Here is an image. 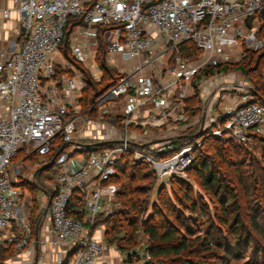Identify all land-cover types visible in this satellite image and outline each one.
I'll list each match as a JSON object with an SVG mask.
<instances>
[{"label":"built area","instance_id":"built-area-1","mask_svg":"<svg viewBox=\"0 0 264 264\" xmlns=\"http://www.w3.org/2000/svg\"><path fill=\"white\" fill-rule=\"evenodd\" d=\"M14 9L22 41L0 58V250L64 245L60 264L145 263L146 247L117 246L123 260L111 263V244L91 235L113 212L118 162L129 154L159 181L185 179L205 138L264 136V103L228 65L264 47V0H16ZM104 75L83 107L88 82ZM24 148L54 171L38 187L52 195L49 239L33 237L46 215L13 163Z\"/></svg>","mask_w":264,"mask_h":264},{"label":"trees","instance_id":"trees-1","mask_svg":"<svg viewBox=\"0 0 264 264\" xmlns=\"http://www.w3.org/2000/svg\"><path fill=\"white\" fill-rule=\"evenodd\" d=\"M262 57L261 52L249 50L243 57V63L241 62L232 68L245 70L246 67L250 68L252 63H258ZM252 82L255 86L256 100L264 103V80L262 77H256L253 78ZM254 139L264 140V136H258ZM225 145L243 148V145L230 140L208 137L195 149V158L188 171L194 172L197 182L191 180L190 177L183 179L172 176L154 185L155 202L147 203L140 220V226L137 225L139 222L138 213L141 211L140 194L144 192V186L141 185V182L146 180L148 175L153 178L155 176L145 164L134 161L129 154L122 155L113 179V182L119 187L116 194L118 207L110 215L98 216L101 219L92 227L99 223L102 224L105 240L119 248L123 246L121 241L135 244V231L141 229L147 237L146 250L150 256L149 260L143 264H209V259L221 260L222 264H226L225 257L221 255L222 250H226L227 254L234 258L242 255L238 247L243 242L241 220L236 215L234 220L229 221L227 213L219 212L218 214L214 209L212 198L219 201L223 211H226L227 205L236 209L238 200L230 178H237L243 183L245 181L244 173L239 167L234 166L232 176L227 178L218 168L208 164V159L205 156L206 151H204L205 148L213 146L220 158L230 163L226 159L227 153L224 152L226 150ZM262 155L264 159V153ZM231 165L233 166L234 163ZM143 169L147 170V173H142ZM43 170L46 168L40 169V171ZM175 186L184 189V198L189 200V207L183 206L177 198L174 191ZM253 188L256 194L264 195V192L260 191L264 187L254 185ZM192 194L196 196L195 202L191 198ZM79 202L80 199H76L72 208L78 207ZM196 211L206 217L207 229L194 232L193 228L190 227V218ZM251 214L250 224L256 232H260L257 215L252 211ZM72 215L76 218H82V215L75 211ZM4 251L6 250L0 251V259L6 256L5 253H1ZM245 264L257 263H253L252 257L249 256Z\"/></svg>","mask_w":264,"mask_h":264},{"label":"rangeland","instance_id":"rangeland-1","mask_svg":"<svg viewBox=\"0 0 264 264\" xmlns=\"http://www.w3.org/2000/svg\"><path fill=\"white\" fill-rule=\"evenodd\" d=\"M257 52V51H256ZM263 54L262 59L258 61V63H252L250 65V68L246 67V69H241V74L245 75L247 83L254 86L252 80L256 77H262V80H264V47L259 51ZM246 55V53H245ZM244 55V56H245ZM247 60V59H246ZM243 58L240 60L239 63H243ZM238 63V62H237ZM236 62L228 63L230 68H232L234 65L237 64ZM84 76L88 78V74L86 72H83ZM105 75L100 80H94L88 82L86 89L83 91V107H86L89 99L91 96L96 95L99 91H101L103 84L105 83ZM255 88V86L253 87ZM92 118L95 119V115H92ZM106 120V119H105ZM99 126V129L103 133H109L108 132V124H106V121L101 120V125L99 121H96ZM104 122V123H103ZM92 128V124H89L85 127V130H88V128ZM226 146V159L230 161V163L223 161L220 156L217 154V152L214 150L213 146H209L205 148V156L208 159V164L213 165L216 168L220 170V172L223 173V175L227 176V178H230L229 176H232L233 170L232 168L239 167L242 170L243 177L245 178V181L242 183L237 178H230V181L232 182V186L234 187V191L238 200V206H236V209L234 207L227 205L225 207L226 211H223L221 208V204L217 199L212 198L214 209L219 214L220 213H227L229 217V221L234 220L236 215L239 217V219L242 222V235L241 238L243 242L240 243L238 246L240 251L242 252V255H239L237 258H234L230 254H227L226 250H222L221 255L226 261V264H245L247 257H252V262L257 264H264V195L260 193L256 194L254 191V185H257L259 187H264V159L262 153H264V140H255L253 139L250 144L243 145V148L241 147H233L232 145ZM14 164L20 165L21 175L23 178L22 185L29 190V192L32 194L33 197L39 196V203L40 206H42V210L47 205L48 202V195H43L40 193L39 188H42L46 190L48 188V183L52 181L54 171L49 167L47 170L40 171L42 169V161L40 157L36 156L35 154H28L26 151V148L22 149L20 152L17 153L13 160ZM234 163L232 166L231 164ZM256 171H255V169ZM260 168V170H259ZM189 170V169H188ZM186 171V178H191V180L196 181V176L193 171ZM147 170H142V173H147ZM156 178V177H155ZM151 177V175H148V178L141 182V185L144 186V192L140 194V209L141 211L138 213L139 222L137 223L138 226H140V220L143 217L144 208L146 207L147 203L151 201L155 202L156 193L154 190V185L157 183H160L162 181H159ZM254 178L255 180L253 181ZM262 179V180H261ZM245 185V186H243ZM37 187V188H36ZM196 188V187H194ZM175 194L177 198L182 202L183 206L189 207V200L187 198H184V189L175 186L174 188ZM261 192H264V189L262 188L260 190ZM193 199V202H195L196 196L195 194L191 196ZM187 201H186V200ZM118 198L115 197L114 202L112 204V209L118 207ZM191 201V200H190ZM80 205V202L77 206ZM254 209V210H253ZM251 211L256 213L257 215V223L260 232H256L253 229V226L250 224L251 219ZM103 216V215H100ZM101 217H98L95 219L94 224L99 222ZM191 222L190 227L193 228V231H198L202 229H207L208 224L206 217L201 214L200 212H194L191 216ZM95 226V225H94ZM97 226H100L101 228H104L102 224H98ZM237 234V233H236ZM136 235V242L135 244H128L123 241H121L120 248L124 251L130 250L133 248L138 249H145L147 246V237L144 235L141 229H137L135 231ZM1 251V250H0ZM6 256L3 259H0L2 262H7L10 264L12 262V257L14 254V251L12 250H6L4 252ZM226 255V256H225ZM209 264H222L221 260H208Z\"/></svg>","mask_w":264,"mask_h":264},{"label":"crops","instance_id":"crops-1","mask_svg":"<svg viewBox=\"0 0 264 264\" xmlns=\"http://www.w3.org/2000/svg\"><path fill=\"white\" fill-rule=\"evenodd\" d=\"M16 0H0V58L2 52H12L18 48L22 41V35L19 29L18 14L14 7ZM4 10H9V17L4 18L2 13ZM1 111V109H0ZM44 195H46L44 193ZM91 235L97 239H104V229L100 226L92 228ZM52 233L48 222L47 215L43 221L35 227L33 237L36 239H49ZM115 245L105 251L103 257L111 263H117L123 260V257L117 255L114 250ZM70 257L66 247L59 245L57 247H41L38 243L30 250H23L19 253H14L10 264H60L59 260H67Z\"/></svg>","mask_w":264,"mask_h":264},{"label":"water","instance_id":"water-1","mask_svg":"<svg viewBox=\"0 0 264 264\" xmlns=\"http://www.w3.org/2000/svg\"><path fill=\"white\" fill-rule=\"evenodd\" d=\"M51 197H52V195H50L49 198H48L47 205H46V207L44 208V210H43V212H42L43 215H46V213H47L48 204H49V202H50Z\"/></svg>","mask_w":264,"mask_h":264}]
</instances>
